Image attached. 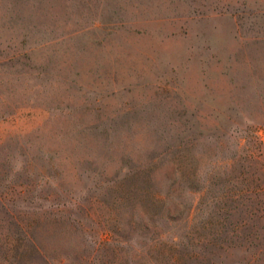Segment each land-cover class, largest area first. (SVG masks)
Wrapping results in <instances>:
<instances>
[{"label":"rangeland","instance_id":"374dc122","mask_svg":"<svg viewBox=\"0 0 264 264\" xmlns=\"http://www.w3.org/2000/svg\"><path fill=\"white\" fill-rule=\"evenodd\" d=\"M0 254L264 264V0H0Z\"/></svg>","mask_w":264,"mask_h":264},{"label":"trees","instance_id":"16d2710c","mask_svg":"<svg viewBox=\"0 0 264 264\" xmlns=\"http://www.w3.org/2000/svg\"><path fill=\"white\" fill-rule=\"evenodd\" d=\"M5 209H6L5 213L8 214V216L13 217V215L11 214V212H9V209H8V208H5ZM22 231H23V230H22ZM22 231H21V232H22ZM23 234H25V232H23ZM25 235H26V234H25ZM25 235H24V236H25ZM7 242H9V241H7ZM8 245H9V244H8ZM3 248H4V246H3ZM11 248H12V247H11ZM31 248L34 249V250H36V251H38V246H37L36 244L31 243ZM8 250H11L10 247H5L4 252L7 253ZM258 250L260 251V249H258ZM4 260H7V258L5 257V255L3 256V255L0 254V264H5V261H4ZM12 264H13V263H12Z\"/></svg>","mask_w":264,"mask_h":264}]
</instances>
